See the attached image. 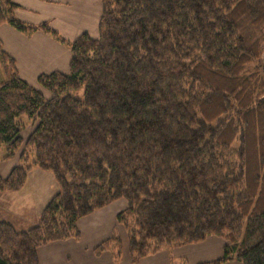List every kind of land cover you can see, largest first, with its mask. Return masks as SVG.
<instances>
[{
  "label": "trees",
  "instance_id": "trees-1",
  "mask_svg": "<svg viewBox=\"0 0 264 264\" xmlns=\"http://www.w3.org/2000/svg\"><path fill=\"white\" fill-rule=\"evenodd\" d=\"M101 3L99 36L71 43L70 71L39 77L48 98L0 42V159L22 161L0 174V194L33 166L61 187L37 225L0 220V264H40L41 245L78 238L81 217L119 199L134 262L218 236L223 257L201 264H264V0ZM15 7L0 0V25L60 38ZM23 115L35 123L26 139ZM107 249L120 258L118 235Z\"/></svg>",
  "mask_w": 264,
  "mask_h": 264
},
{
  "label": "crops",
  "instance_id": "crops-1",
  "mask_svg": "<svg viewBox=\"0 0 264 264\" xmlns=\"http://www.w3.org/2000/svg\"><path fill=\"white\" fill-rule=\"evenodd\" d=\"M13 1L16 4L13 10L16 19L34 26L48 24L60 37L42 29L26 34L8 23L0 25L3 50L14 58L19 76L32 87L37 85L43 74H66L70 71L72 42L85 33L93 38L99 36L103 14L101 0ZM36 89L45 97H50L49 91ZM34 129V121L24 124L22 136L26 139ZM21 163L20 153L11 159H0L1 176L8 177ZM60 189L52 171L33 166L21 189L0 194V220L10 222L17 231L37 225L44 208ZM125 205L126 202L119 199L81 217L77 223L80 232L78 238L50 242L37 249L40 264H201L223 257L226 240L210 236L201 242L162 250L134 262L129 250L128 232L117 218ZM115 235L119 236L122 243L119 259L111 249L98 251ZM122 255L125 256L124 261ZM224 264L243 263L229 261Z\"/></svg>",
  "mask_w": 264,
  "mask_h": 264
},
{
  "label": "rangeland",
  "instance_id": "rangeland-1",
  "mask_svg": "<svg viewBox=\"0 0 264 264\" xmlns=\"http://www.w3.org/2000/svg\"><path fill=\"white\" fill-rule=\"evenodd\" d=\"M262 61L264 64V53L262 55ZM7 80V75L5 72V69L3 67V63L0 59V81H6ZM34 87L42 90L44 89L45 91L47 90L38 80L37 85H34ZM48 91V90H47ZM20 121H22L24 124L28 125V123L33 122L27 115H23L19 118ZM7 152V149L5 147V145H0V157H2L5 153ZM57 191V190H56ZM126 202V205L123 207V210H125L128 207V201L126 199H123ZM25 231V230H24ZM18 232H22V231H18ZM129 248V245H128ZM130 250V248H129ZM123 256V255H122ZM122 259H120L119 261L121 262ZM125 260V256H123V261Z\"/></svg>",
  "mask_w": 264,
  "mask_h": 264
}]
</instances>
